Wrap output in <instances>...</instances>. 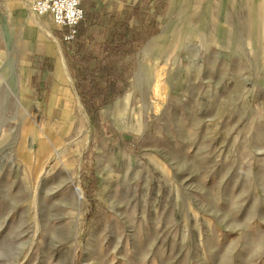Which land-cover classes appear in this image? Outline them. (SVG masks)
Here are the masks:
<instances>
[{
    "label": "rangeland",
    "instance_id": "obj_1",
    "mask_svg": "<svg viewBox=\"0 0 264 264\" xmlns=\"http://www.w3.org/2000/svg\"><path fill=\"white\" fill-rule=\"evenodd\" d=\"M139 8L0 67V264H264V0Z\"/></svg>",
    "mask_w": 264,
    "mask_h": 264
},
{
    "label": "crops",
    "instance_id": "obj_2",
    "mask_svg": "<svg viewBox=\"0 0 264 264\" xmlns=\"http://www.w3.org/2000/svg\"><path fill=\"white\" fill-rule=\"evenodd\" d=\"M35 0H0V30L2 33L3 49H0L1 68L3 70H16V61L11 52L21 50L24 45L27 53L32 49L38 47L37 32L39 38L43 39V45L48 46L47 49L53 51L59 58V66L57 73H62V77L68 83V92L74 87L73 80L69 74L67 64L61 52L58 40L69 44L63 40V32L66 29H60L53 23L50 14L38 16L31 10V5ZM143 0H91L85 3L86 15L90 13V26L99 23H110L109 30H119L124 28L128 30L130 27V18L139 12V7L142 5ZM52 24L50 23V17ZM84 19V20H85ZM84 20L78 26V34L84 31ZM64 30V31H63ZM6 31V32H5ZM86 32V31H85ZM54 33L56 35H54ZM16 37V38H15ZM11 38H14L11 43L12 50H10ZM48 39L50 43H48ZM58 39V40H57ZM66 75H64V73ZM67 76V77H66Z\"/></svg>",
    "mask_w": 264,
    "mask_h": 264
},
{
    "label": "built area",
    "instance_id": "obj_3",
    "mask_svg": "<svg viewBox=\"0 0 264 264\" xmlns=\"http://www.w3.org/2000/svg\"><path fill=\"white\" fill-rule=\"evenodd\" d=\"M89 0H35L31 10L38 16L50 14L55 26L66 29L63 40L73 41L78 34V26L85 19V3Z\"/></svg>",
    "mask_w": 264,
    "mask_h": 264
},
{
    "label": "trees",
    "instance_id": "obj_4",
    "mask_svg": "<svg viewBox=\"0 0 264 264\" xmlns=\"http://www.w3.org/2000/svg\"><path fill=\"white\" fill-rule=\"evenodd\" d=\"M117 83V81H111V80H108V89L110 91H108V93H105V94H98V95H94V94H81V96L83 97V99L85 100V102L87 103L88 105V109H91L90 112L93 113L94 111L96 112V109L93 108L92 104H89L87 102V99L89 100H94L95 98L97 97H103V100H104V103H109L110 101H112L118 94L116 92H114L115 88H114V85ZM80 84V82H79ZM111 86V87H110ZM92 102V101H90Z\"/></svg>",
    "mask_w": 264,
    "mask_h": 264
},
{
    "label": "bare ground",
    "instance_id": "obj_5",
    "mask_svg": "<svg viewBox=\"0 0 264 264\" xmlns=\"http://www.w3.org/2000/svg\"><path fill=\"white\" fill-rule=\"evenodd\" d=\"M127 96V95H126ZM124 97L122 100H124V99H126L127 97ZM78 96H74V97H72V106H71V108H75L76 106L81 110L82 109V105H81V103H80V101L78 100V98H77ZM128 99V98H127ZM122 100H120V101H122ZM120 101L119 102H117V104L114 106V107H111L108 111L110 112V110H114V108H116V106L120 103ZM123 102V101H122ZM125 102V101H124ZM127 102V101H126ZM128 103V102H127ZM126 103V104H127ZM117 107H119V106H117ZM117 110H119V109H117ZM114 111H116V110H114ZM113 111V112H114ZM112 113V112H111ZM116 115V114H115ZM118 119V118H117ZM119 122V121H118ZM88 131H89V129H88ZM29 150L32 152L33 151V144L32 143H30V146H29Z\"/></svg>",
    "mask_w": 264,
    "mask_h": 264
}]
</instances>
